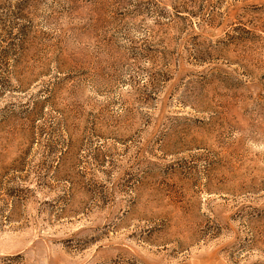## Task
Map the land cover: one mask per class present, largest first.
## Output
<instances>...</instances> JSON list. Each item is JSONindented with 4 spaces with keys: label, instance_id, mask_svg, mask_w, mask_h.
Instances as JSON below:
<instances>
[{
    "label": "rangeland",
    "instance_id": "obj_1",
    "mask_svg": "<svg viewBox=\"0 0 264 264\" xmlns=\"http://www.w3.org/2000/svg\"><path fill=\"white\" fill-rule=\"evenodd\" d=\"M0 264H264V0H0Z\"/></svg>",
    "mask_w": 264,
    "mask_h": 264
}]
</instances>
